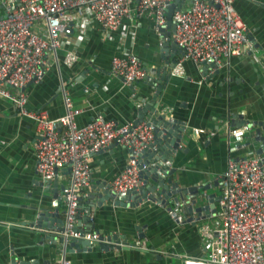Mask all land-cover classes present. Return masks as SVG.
I'll return each instance as SVG.
<instances>
[{"label": "crops", "instance_id": "1", "mask_svg": "<svg viewBox=\"0 0 264 264\" xmlns=\"http://www.w3.org/2000/svg\"><path fill=\"white\" fill-rule=\"evenodd\" d=\"M232 5L246 26L249 50L230 56L218 68L214 63L202 67V64L196 66L190 59H183L181 74L170 73L161 79L156 102L158 111L163 110L166 116L183 120L185 124L183 140L178 142L179 147L169 164L176 169L175 179L184 185L206 179L208 190L218 195L221 191L219 173L227 157L258 154L259 136L264 132L261 69L264 63V0H232ZM83 22L80 31L71 26L62 33L56 62H49L42 77L25 83L27 106L44 108L49 116L59 115L62 97L58 85L62 83L72 101L86 107L76 115L77 125L85 124L95 111L117 123L134 121L137 108L149 106L154 89L148 79L123 84L119 77L109 72V59L113 54L132 52L146 66L162 65L168 56L166 59L160 57L159 47L163 40L158 44L152 16L134 9L107 35L97 21L85 16ZM171 34L172 31L168 33ZM67 51L76 54L70 64L63 60ZM173 55L175 59L180 56ZM244 120L251 122V128L243 134L244 146L231 151L227 129ZM196 127L202 130L194 133ZM33 137V120L18 115L12 103L0 97V264H12V257L17 261L36 259V264H54L62 255L69 264H181L184 255L205 254L199 226L212 225L215 215L205 213V217L194 224L176 222L167 209L155 201L145 199L136 205L114 204L113 199L100 200L97 194L93 195L91 203H86L91 219L85 218L86 225L82 223L81 226L96 229L104 237L111 233L122 234L121 238L133 244L115 247L95 242L83 249L65 246L62 253L55 229L34 224L35 205L44 203L52 208L53 197L51 184L45 188V183L34 171ZM127 157V150L116 142L92 153L89 156L91 184L108 182L121 170ZM67 176L66 169H59L56 182H66ZM80 210V215H84L85 209ZM61 216L63 218V214ZM139 233L142 235L138 236Z\"/></svg>", "mask_w": 264, "mask_h": 264}, {"label": "built area", "instance_id": "2", "mask_svg": "<svg viewBox=\"0 0 264 264\" xmlns=\"http://www.w3.org/2000/svg\"><path fill=\"white\" fill-rule=\"evenodd\" d=\"M172 1L0 0V97L8 99L18 115L34 122L33 167L38 179L43 182L56 177L59 169L69 166L67 180L58 194L63 208L62 228L54 232L62 253L69 237L84 239L85 245L100 241L117 244L103 235L101 238L96 229L81 226L86 225L85 218L91 219L89 212L83 221L76 216L80 207L78 197H85L91 187L89 156L112 142L124 147L127 160L106 183L114 193L136 190L142 184L140 174L147 166L141 160V150L151 141L153 131L146 119L117 123L100 111H95L85 124L77 125L75 117L86 107L75 104L62 83L58 85L62 112L49 116L44 108L27 106L23 87L29 81H38L50 61L56 62L62 33L68 26L80 31L85 16L97 21L107 35L134 9L137 13H148L160 44L166 36L160 37L159 27L164 24L166 7ZM170 19L171 38L182 50L168 69L171 74L182 73L185 58L196 66L210 59L218 68L230 56L240 55L251 47L246 26L234 10L232 0H181L178 7L171 8ZM63 56L68 64L76 59L72 51ZM261 69L264 78V63ZM109 72L123 84H129L152 77L154 68L143 64L134 53L126 52L110 57ZM250 128L248 120L228 127L231 151L244 146L243 134ZM193 130L197 133L202 128ZM219 177L221 191L214 210L208 213L216 219L212 225L199 226L205 254L184 255L181 264H264V167L260 156H228ZM167 212L173 221H181L178 212L171 209ZM54 264H69V261L62 255Z\"/></svg>", "mask_w": 264, "mask_h": 264}, {"label": "water", "instance_id": "3", "mask_svg": "<svg viewBox=\"0 0 264 264\" xmlns=\"http://www.w3.org/2000/svg\"><path fill=\"white\" fill-rule=\"evenodd\" d=\"M181 0H173L168 4L165 10V22L159 27L160 37L165 35L162 44L159 47L160 57L166 59L162 65H155L154 75L148 79V84L154 90L150 95L149 106L147 104L139 106L137 108L138 115L134 122L146 119L153 131L151 141H149L145 147L141 150V160L147 163L146 169L141 172L140 177L142 184L136 190H129L123 193H114L108 188L105 180L94 181L91 184L90 190L84 198L78 197L81 201L79 211L77 213V219L79 221L84 220L85 214L89 211V206L86 203H91L94 194H97L100 200L103 198L113 199L114 204H127L136 205L140 200H151L159 203L165 209H171L173 212H178L181 221H188L196 223L197 219L205 217V213H209L214 210V202L218 198V194L208 190L209 182L206 179H201L198 183L191 185H184L180 180H176L174 173L176 172L175 167H169L170 160L175 154L178 146V142L183 140V134L185 131V124L183 120L177 119L171 115L166 116L165 111H158L156 102L158 101V94L162 87L161 79H165L170 73L168 69L174 64L175 57L174 53L181 54L182 50L173 42L171 35H168L173 31V21L170 19V12L172 7H178ZM66 27V29H68ZM169 51V54L167 55ZM213 65L210 59L202 62V67ZM146 106L148 109H146ZM146 109V110H144ZM258 131L257 128H254ZM261 145L257 149V153L260 156V160L264 167V132L259 136ZM68 171L69 166L65 167ZM42 182V181H41ZM45 188L52 186V197L51 204L52 208L48 207L44 203L35 205L34 209L37 210L35 214L34 224L39 227L54 228L59 230L62 228L63 208H59L62 205L60 196L56 194L57 190H61L62 183L56 182V177H52L46 181ZM201 189V190H200ZM85 209L84 215H80V209ZM194 216L195 220L190 221V218ZM138 228V227H137ZM142 235L139 233L138 236ZM53 235H51L52 237ZM56 236V235H55ZM123 235L111 233L105 236L111 242H115V247H127V241L123 238ZM102 238V235H101ZM122 239V240H121ZM86 240L81 238L69 237L66 241V246L69 248L76 247L77 249H83ZM100 243H103L100 241ZM110 245V244H109ZM12 264H36V259L16 260L15 257L11 259Z\"/></svg>", "mask_w": 264, "mask_h": 264}, {"label": "rangeland", "instance_id": "4", "mask_svg": "<svg viewBox=\"0 0 264 264\" xmlns=\"http://www.w3.org/2000/svg\"><path fill=\"white\" fill-rule=\"evenodd\" d=\"M185 134V133H184ZM209 189V188H208ZM201 190V189H200Z\"/></svg>", "mask_w": 264, "mask_h": 264}]
</instances>
